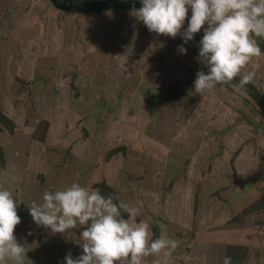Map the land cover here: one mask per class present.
I'll use <instances>...</instances> for the list:
<instances>
[{
	"label": "rangeland",
	"instance_id": "rangeland-1",
	"mask_svg": "<svg viewBox=\"0 0 264 264\" xmlns=\"http://www.w3.org/2000/svg\"><path fill=\"white\" fill-rule=\"evenodd\" d=\"M132 10L0 0V114L13 124L9 132L0 122V190L18 204L27 264L82 254L83 228L52 233L27 206L73 183L136 207L124 219L177 242L169 264H264V209L245 212L264 196L257 102L228 84L193 94L196 73L208 72L196 36L157 35ZM253 66L264 98L262 55ZM165 94L176 98L165 104Z\"/></svg>",
	"mask_w": 264,
	"mask_h": 264
},
{
	"label": "clouds",
	"instance_id": "clouds-1",
	"mask_svg": "<svg viewBox=\"0 0 264 264\" xmlns=\"http://www.w3.org/2000/svg\"><path fill=\"white\" fill-rule=\"evenodd\" d=\"M142 7L131 14L142 21L150 32L176 38L184 44L204 28L199 42L198 60L207 69L196 73L193 94L202 97L217 84H231L239 92L253 83L256 66L247 67L261 49L254 37L264 39V0H141ZM189 7L191 17L184 28ZM207 25L205 28L204 26ZM178 52L187 54L183 44ZM125 71H128L125 68ZM43 203L27 204L37 227L52 233L68 234L83 228L79 246L82 254L65 256V264H142L144 258L155 256L154 264H169L177 242L163 232L150 239V226L145 222L130 223L138 209L124 202L119 205L98 190L89 191L78 183L64 190L43 193ZM18 204L8 190H0V264H27V252L15 236L21 223ZM223 264H231L225 257Z\"/></svg>",
	"mask_w": 264,
	"mask_h": 264
},
{
	"label": "water",
	"instance_id": "water-1",
	"mask_svg": "<svg viewBox=\"0 0 264 264\" xmlns=\"http://www.w3.org/2000/svg\"><path fill=\"white\" fill-rule=\"evenodd\" d=\"M51 4L57 8L58 10L66 13H82V12H89V11H106L112 9H139L142 7L140 0H122V1H96L92 2L89 5H77V6H68L66 4H61L57 0H49ZM191 10L189 9L187 19L190 20L191 17ZM204 35L203 28L199 33L195 36L198 39V42L202 39ZM239 82V77H237L233 83ZM248 92H250L254 99L256 100L259 108L261 109L264 117V101L262 100L259 91L256 87L252 84H249L244 88Z\"/></svg>",
	"mask_w": 264,
	"mask_h": 264
},
{
	"label": "trees",
	"instance_id": "trees-1",
	"mask_svg": "<svg viewBox=\"0 0 264 264\" xmlns=\"http://www.w3.org/2000/svg\"><path fill=\"white\" fill-rule=\"evenodd\" d=\"M57 1L59 3H61V4H66L68 6L89 5L90 3L94 2V1H83V0H57ZM111 1H116V0H111ZM99 12H101V11H99ZM186 20L188 21V19H186ZM254 38L256 39L257 44H258V46L261 49V55L264 58V39L259 38V37H254ZM195 54H196V57H198L199 48H197ZM228 85L233 86L234 83L232 82L231 84H228ZM241 90L246 92L252 98H254L253 95L250 92H248L247 90H245V89H241ZM260 96H261L262 100H264V98H263V96L261 94H260ZM175 98H176V96H172V94H165V95H163L161 97V100L163 101V103L169 104V103L173 102L175 100ZM260 112H261V115L263 117V113H262L261 109H260ZM263 121H264V117H263ZM0 122H1V124H3L5 126V128L9 132H12V126H13L12 122L8 118H6L4 115H2V114H0ZM105 197L106 198L109 197L108 194H105ZM115 203H117V202H115ZM117 205H119V204L117 203ZM263 209H264V196H262L260 199H258L253 206L247 208L245 210V212L248 214L251 211L253 212V211H256V210H263ZM127 216H128L127 213H123L122 212V218H126ZM235 248H237V247H235Z\"/></svg>",
	"mask_w": 264,
	"mask_h": 264
}]
</instances>
